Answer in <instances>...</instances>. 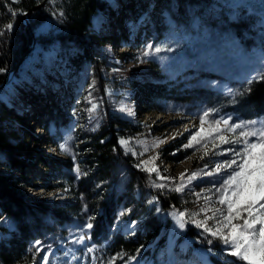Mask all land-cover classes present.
I'll return each instance as SVG.
<instances>
[{
	"label": "trees",
	"instance_id": "16d2710c",
	"mask_svg": "<svg viewBox=\"0 0 264 264\" xmlns=\"http://www.w3.org/2000/svg\"><path fill=\"white\" fill-rule=\"evenodd\" d=\"M42 1L0 0V32L4 33L0 35V68L4 69L0 72V84L30 49L34 38V47L19 70L24 66L35 70L29 60L32 55L38 60L40 58L38 49L44 37L38 28L42 21L55 19L52 39L63 44L66 60H77L68 50L84 53L90 40L93 17L99 10L110 8L107 0H46L43 5L33 8ZM155 2L152 5L154 15L164 7L169 18L159 23L155 17V31L149 26L146 32L161 40H169L163 38L168 36L174 41L176 39L177 44L182 45L183 60L182 67L174 69L176 81H147L146 92L141 95L147 110L170 111L187 103L191 99L187 94L192 93L191 89L196 88L201 79L191 80L193 74L189 73L190 70L198 73L199 77L210 76L216 71L229 72L226 68L232 64L256 65L261 70L264 62V0ZM31 8L29 28L24 22V13ZM112 11L117 12L118 9ZM13 12L16 14L13 15ZM9 23L13 25L10 31L5 27ZM133 39H138V34ZM222 42L224 45H221ZM247 53L253 57L252 61ZM81 56L83 60L74 65L88 69L90 58L88 55ZM193 56L199 61V66L194 69L189 67V59ZM103 66L106 68V63ZM126 73V80L133 77V74ZM12 79L13 76L9 81ZM249 81L241 82L231 109L243 118L264 116V80L251 78ZM24 85L29 93L37 96L33 82L25 80ZM6 86L0 88V93ZM161 101L169 102L171 106L163 107L158 104ZM31 105L36 109V116L41 118L45 137L35 134L20 104L9 106L0 97V166L5 170L0 171V264H32L42 254L35 253L34 249L29 251L35 241H40L47 249L69 233L82 229L86 231L97 255L110 258L114 264H123L130 256L147 257L152 264H158L160 252L172 235L173 221L169 217L162 219L151 200L157 197L163 209H181L195 201L194 195L188 191V184L183 191H177L179 183L161 179L144 166L137 167L142 158L125 154L118 141V134L132 128L125 117L107 119L104 131L112 128L115 135L104 141L101 140L105 137L104 131L93 141L92 135L89 136L90 141L81 145V154L84 155L80 158L81 154H77L74 145V130L67 128L66 134L60 131L52 117L53 109L48 104L44 108L42 104H39L41 107L36 103ZM23 132H27L32 142L45 145L50 142L49 135H56L57 138L51 140L57 146L67 142L68 151L59 148L63 153L61 156H36L32 154L33 148ZM174 147L176 142L172 141L164 150L171 151ZM183 156H169V159L179 161ZM35 158L59 171V178L63 181L49 187H70L72 194L77 196L75 203L49 202L23 195V186L33 184L28 179L27 170ZM15 170L19 173L15 174ZM132 221L136 223L135 229L127 230L126 225ZM89 223L91 228L84 227ZM185 226V236L198 235L189 222L186 221ZM183 239V235L178 238L174 245L176 251ZM210 259L213 264H225V260L215 254ZM228 259L236 260V264H247L235 257Z\"/></svg>",
	"mask_w": 264,
	"mask_h": 264
},
{
	"label": "rangeland",
	"instance_id": "374dc122",
	"mask_svg": "<svg viewBox=\"0 0 264 264\" xmlns=\"http://www.w3.org/2000/svg\"><path fill=\"white\" fill-rule=\"evenodd\" d=\"M107 1L110 8L99 10L92 19L91 36L84 53L68 50V53L74 55L77 60H66L63 44L52 39L51 30L55 19L48 18L42 21L38 28L44 37V42L38 49L40 58L38 60L35 55H32L29 60L35 66L36 71L29 70L26 66L22 67L12 75L13 79L0 93V97L9 106H13L14 103L20 104L23 107V114L30 126L33 127L35 134L39 136L36 132L40 130L43 137L46 136V132L40 125L41 118L36 116V109L31 103H36L38 106L42 104V108L48 104L53 109L52 117L56 120L60 131L66 134L67 128L74 130V145L77 154L83 152L81 145L90 141L89 136L92 135V141L100 136L104 131L107 119L125 117L132 128L118 134L119 145L124 153L142 158V167L144 166L143 162H147V168H157L158 173H151L161 179L174 180L179 183V186L181 182L184 186L188 184V191L194 195V202L177 210L163 209L160 200L157 197L152 198L151 203L155 205L156 209H159L157 214L162 219L169 217L173 221L172 235L166 247L160 252L158 264H170L172 261H178L180 264H203L201 254H205L203 260H206V264H213L210 259L212 254L225 260L222 242L203 233L202 228L196 227L191 222L193 219L202 221L205 216H212L217 209H222L227 215V205L219 203L221 194L216 191V188H219L222 183L221 176L219 174L216 176L198 175L191 182L182 181L180 176L181 173L187 177L192 172L211 171L217 164L233 158L232 153L225 152V149L241 151L243 148V144L240 143L220 144L219 140L213 139V137L223 135L232 140L239 137L241 130H249L248 128L231 132L227 131L221 123L219 126L221 132H213L209 137L207 135L209 124L214 126V122L217 120H228L229 125H247L249 121H256V124L250 127L255 129L264 127V116L243 118L231 109L232 102L242 86L241 82L249 81L257 75L259 69L256 65L232 64L226 68L229 72L216 71L210 76H206L209 78L208 80L204 79L206 77H199L198 73L190 70L189 73L193 74L191 80L201 79L199 85L191 89V95L187 94L191 97L187 103H182V106L170 111L165 109L147 110L141 101V95L146 92L145 84L148 80L154 79L173 82L175 79L173 76L176 75L174 69L182 67V45L179 46L176 39L174 41L171 36L163 37L172 39L171 41L161 40L162 38H155L153 34L146 32L149 26L152 31H155L156 19L161 23L169 18L164 7L154 15L152 5L156 3L155 0ZM125 2H127V6ZM115 8L118 9L117 12L112 11ZM103 34L109 36L105 38L106 35ZM137 34L138 39H133ZM149 45H152L153 48L161 47L163 50L156 53L148 48ZM221 45H224L223 42ZM145 52H149V55H143ZM81 54L88 55L90 58L91 63L88 69L81 65H74L77 61L83 60ZM247 54L249 60L252 61L253 57L249 53ZM104 63L107 65L106 68L103 66ZM197 66H199V61L193 56L189 59V67L194 69ZM126 72L133 74V77L126 80L128 75ZM25 80L34 83L37 96L32 95L25 88ZM158 104L166 108L171 106L169 102L161 101ZM93 105H96L94 110ZM122 105L130 108L135 115L132 116L126 111H121ZM205 112H209L208 123H205V132L202 134L205 140L201 144H194L193 147H183L189 143L190 136L199 130L200 119ZM21 127L25 129L24 126ZM113 130L112 128L106 129L103 132L105 137L101 140L104 141L111 135H115ZM23 136L28 139L33 148L32 154L36 156L41 154L48 158L50 155H63L59 146L52 141L57 138L56 135H49L48 141L50 142L46 145L32 142L27 132H23ZM256 139V137H248L250 142H255ZM121 140L127 141V144H121ZM158 141H163V143H157ZM172 141L176 142V147L171 151L164 150V147ZM214 145H218V147ZM83 155H79L80 158ZM175 155H184V158L179 161L169 159V156ZM206 165L207 167H205ZM0 171L5 170L0 166ZM14 173L19 172L15 170ZM27 176L29 181L33 182L31 185L23 186L22 192L27 198L44 199L49 202H61L59 199L70 201V203L77 201V196L72 194L69 185H67V189L57 185L49 187L63 180L59 178L58 170L46 166L40 160L36 158L31 160ZM138 193L139 190L136 189V194ZM206 197L208 199H205ZM201 209H206V211L202 212ZM180 212H184L185 220L196 228L198 232L196 237L185 236L186 226L183 229L179 228L176 214ZM197 213L198 215H194ZM216 215L222 219L218 212ZM246 215L247 213H242V216ZM133 222L126 225L127 230L135 229L136 223ZM233 222L237 223L238 221ZM207 223L212 226L216 220H208ZM80 234H83L85 239L77 243ZM181 235L184 236V239L178 244L176 251L174 245ZM209 239L212 240L211 244L208 243ZM48 248L51 249L50 264H69V262L70 264H110V262L114 264L110 258L97 255L83 229L69 233L64 239ZM89 248L92 249L91 252H88ZM210 248L212 252L208 253ZM39 260L40 256L35 262ZM129 264H152V260L147 257H136L135 260L129 261Z\"/></svg>",
	"mask_w": 264,
	"mask_h": 264
},
{
	"label": "snow or ice",
	"instance_id": "6c2138e0",
	"mask_svg": "<svg viewBox=\"0 0 264 264\" xmlns=\"http://www.w3.org/2000/svg\"><path fill=\"white\" fill-rule=\"evenodd\" d=\"M15 14L16 13L13 12V15ZM5 27L10 31L13 25L9 23ZM3 34V32H0V35ZM148 48L156 53L163 50L161 47L153 48L152 45H149ZM143 55L147 56L149 52H145ZM2 71H4V69L0 68V72ZM252 79L264 80V62L261 64V70L257 75L252 77ZM92 107L94 110L96 105ZM121 111H126L132 116L135 115L130 108L123 105L121 106ZM208 115L209 112L203 114L200 119L199 130L190 136L189 143L183 147H193L194 144H201V142L205 140L202 134L205 132V123H208ZM221 123H223L227 131L231 132H235L237 129H249L241 130L239 132V137L232 140L223 135L213 137V139H218L220 144H243L241 151H233L231 148L225 149V152L232 153L233 158L231 160H225L217 164L211 171H202L201 173L192 172L187 177H185L184 173H181L180 179L182 181L186 180L187 182H191L193 179H196L198 175L216 176L219 174L222 183L219 188H216V191L221 194L219 203L227 205V215L224 214L222 209H217L213 212L212 216H205L202 221L193 219L191 222L195 224L196 227L202 228L203 233H207L211 237L222 242L224 246L223 254L226 258L225 264H236V260H229L227 259L228 257H235L239 261L247 262V264H264V127L260 129L250 127L254 126L256 121H249L247 125H229L228 120H217L214 122V126L213 124H209L207 135L211 137L213 132L220 133L221 129L219 126ZM185 130L187 131V129ZM248 137H256L257 139L255 142H250ZM120 143L127 144V141L121 140ZM157 143H163V141H158ZM214 146L218 147V145ZM59 148L62 151H68L67 142L59 144ZM205 155H207V152H205ZM143 164L147 171L158 173L157 168H147V162H143ZM141 166V164H137V167ZM205 167H207V165ZM229 169L231 170L230 172L228 171ZM76 171L79 173L78 167ZM159 186L163 187V185ZM183 187L184 185L181 184L176 190L183 191ZM213 187H215V185H213ZM205 199L208 198L206 197ZM157 211H159V209H157ZM201 211H206V209H201ZM217 212L222 219L217 217ZM242 213H247V215L242 216ZM194 215H198V213ZM185 216L186 214L184 212L176 214L177 222L181 229L185 227ZM213 219L216 220V223L209 226L207 221ZM233 221L238 222L234 223ZM84 227L91 228L92 225L89 223ZM84 239L85 236L80 234L76 242L79 243ZM208 243L211 244L212 240L209 239ZM33 249L37 254L42 253V255H40V260L34 262V264H50V248L45 249L40 241H35L29 251H33ZM91 251L92 249L89 248L88 252ZM211 252V248L208 249V253ZM204 255L205 254H201L202 261L203 264H206V260H203ZM73 259H75V257H73ZM135 259V256H130L125 261V264H129V261ZM170 264H180V262L172 261Z\"/></svg>",
	"mask_w": 264,
	"mask_h": 264
},
{
	"label": "water",
	"instance_id": "95a60500",
	"mask_svg": "<svg viewBox=\"0 0 264 264\" xmlns=\"http://www.w3.org/2000/svg\"><path fill=\"white\" fill-rule=\"evenodd\" d=\"M45 2H46V0L42 1L41 3H39L36 6H34L33 8H36V7L40 6V5H43ZM33 8H31L29 11H27V12L24 13V22H25V24L29 28H31V22L29 20L28 15L32 11ZM35 42H36V40L34 38L33 43L30 46V49L20 58V60L18 61V63L12 69H10L8 71V73H7L6 77L4 78L3 82L0 84V88L6 86V84H8L10 82L9 80H10L12 74H15L16 72H18L21 63L23 62L24 58L29 54V52L31 51V49L34 47ZM59 201L63 202L64 200L59 199Z\"/></svg>",
	"mask_w": 264,
	"mask_h": 264
},
{
	"label": "bare ground",
	"instance_id": "6f19581e",
	"mask_svg": "<svg viewBox=\"0 0 264 264\" xmlns=\"http://www.w3.org/2000/svg\"><path fill=\"white\" fill-rule=\"evenodd\" d=\"M12 75H13V74H12ZM169 122H170V121H169ZM36 133L39 134L40 137H43V136H44V135H41V134H40V130H39V132H36ZM55 149H56V148H55ZM31 194H32V193H31Z\"/></svg>",
	"mask_w": 264,
	"mask_h": 264
}]
</instances>
